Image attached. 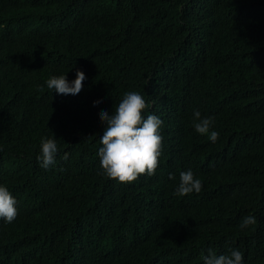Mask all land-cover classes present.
Instances as JSON below:
<instances>
[{
  "label": "trees",
  "instance_id": "16d2710c",
  "mask_svg": "<svg viewBox=\"0 0 264 264\" xmlns=\"http://www.w3.org/2000/svg\"><path fill=\"white\" fill-rule=\"evenodd\" d=\"M0 47L16 71L0 79V185L18 209L0 264H204L209 249L264 264V0H0ZM78 69L79 94L47 88ZM129 91L163 143L155 175L122 184L102 174L99 114ZM189 169L202 190L174 195Z\"/></svg>",
  "mask_w": 264,
  "mask_h": 264
},
{
  "label": "clouds",
  "instance_id": "9594fccd",
  "mask_svg": "<svg viewBox=\"0 0 264 264\" xmlns=\"http://www.w3.org/2000/svg\"><path fill=\"white\" fill-rule=\"evenodd\" d=\"M0 47V79L15 80L16 71L11 57L1 53ZM86 75L82 70L76 71V78L68 81L66 75L52 76L46 81L49 90L60 95H77L83 89V81ZM52 91V92H53ZM101 101H94L98 106ZM148 104L144 97L136 91H129L115 108L102 110L99 114L100 121L104 125L103 135L100 136L98 157L102 174L107 178L116 180L122 184H131L140 176H154L159 167V158L162 154L163 136L161 128L162 119L149 114L145 118L144 112ZM195 131L200 135H206L215 143L219 133L213 130V117H202L199 110L193 112ZM54 134V133H53ZM56 139L41 138L40 155L37 157L40 167L48 170L56 163L58 153ZM63 159H68L65 152ZM191 169L183 171L179 176V183L174 195L183 197L202 190V181L194 176ZM169 179H175L171 174ZM17 200L5 185H0V220L12 223L17 215ZM256 218L252 215L243 218L240 229L248 228L256 224ZM204 264H243L244 254L236 249L226 254L217 255L212 249L203 257Z\"/></svg>",
  "mask_w": 264,
  "mask_h": 264
}]
</instances>
